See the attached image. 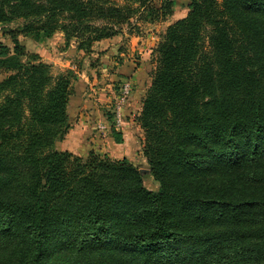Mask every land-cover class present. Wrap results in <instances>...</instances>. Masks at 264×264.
I'll list each match as a JSON object with an SVG mask.
<instances>
[{
    "label": "trees",
    "instance_id": "16d2710c",
    "mask_svg": "<svg viewBox=\"0 0 264 264\" xmlns=\"http://www.w3.org/2000/svg\"><path fill=\"white\" fill-rule=\"evenodd\" d=\"M133 1L0 0L18 23L0 44V264H264V0H190L166 28L137 118L147 169L55 148L75 76L17 34L89 51L158 12Z\"/></svg>",
    "mask_w": 264,
    "mask_h": 264
},
{
    "label": "rangeland",
    "instance_id": "374dc122",
    "mask_svg": "<svg viewBox=\"0 0 264 264\" xmlns=\"http://www.w3.org/2000/svg\"><path fill=\"white\" fill-rule=\"evenodd\" d=\"M108 1L111 5L120 7L124 5L136 7L137 5L133 0ZM167 1L169 0H148V5L152 7V10H157V13L154 11L149 14L142 12L141 16L135 15L128 23L115 26L118 32L114 36L92 43L89 51L78 50L75 40H71L66 44L63 34L60 32L42 41H34L17 32L16 38L24 47L26 53L37 54L41 59V56L36 51H46L45 55L51 59V62L47 64L50 65L53 75L64 73L67 70H71L74 73L72 95L76 92L82 99L81 105L74 102L71 104L70 109L74 106L77 112L75 111L74 118L71 117L69 120L70 128L72 124L78 122V118L80 119L78 114H82L89 120L86 122L87 136H83L81 142L83 144H80L83 150L78 148L77 152H67L82 158L87 157L89 153L99 157L107 156L112 160L125 158L139 169L148 168L143 155L144 133L137 121L141 109L136 111L133 121H130L129 131H131L132 139L129 145H123L126 146L125 149L119 151L111 149L110 145L112 143L109 145L107 138L108 134L109 136L111 134V128L118 132L123 130L125 124L123 110L128 104L129 96L134 87L131 73L137 67L144 65L146 84L149 85L151 83L153 72L157 66V55L155 53L157 43L166 28L176 20L185 17L188 12L190 0H172L171 13L170 15H165L161 5ZM17 27L18 23L16 22L0 24V44L12 47L10 32L17 31ZM203 43L205 49H207L205 39ZM40 44H43V46L41 47ZM141 49L144 50L141 51ZM144 51L147 52L146 56L143 57ZM113 52L116 55L111 56ZM63 59H66L71 66L62 65L60 62ZM122 66L124 67L122 68ZM1 79L2 75L0 73ZM80 81L83 83L82 85H79ZM124 84H128V92L125 94H123ZM121 97L125 99L121 104L122 123L118 125L115 124V109ZM91 111L93 113L89 115V118L88 114ZM101 126H105V128H101ZM93 128L99 131L100 135L94 136L92 133ZM126 149H129V153L125 152ZM144 186L151 191L158 188V184L147 177L144 178Z\"/></svg>",
    "mask_w": 264,
    "mask_h": 264
},
{
    "label": "crops",
    "instance_id": "0c3cea01",
    "mask_svg": "<svg viewBox=\"0 0 264 264\" xmlns=\"http://www.w3.org/2000/svg\"><path fill=\"white\" fill-rule=\"evenodd\" d=\"M147 43H148V41H147ZM40 46L42 47L43 44H40ZM143 50L144 49H141V51H143ZM43 51L44 52H40V51H36V52L41 56V59L44 62L50 63L51 59H49L47 57V55H45L46 51L45 50H43ZM146 52L147 51H144L143 57L146 56ZM114 55H116V54L113 52L111 56H114ZM60 63L64 66H68V67L71 66L70 63L66 59H63ZM123 67L124 66H122V68ZM143 67H144V65H141V66L137 67L135 70H133L134 71L133 73H131V80L134 84V87H133V91H132L131 95L129 96L128 104L123 110V116H124V123L125 124L123 126V130L121 132L119 131L121 133V136H122V142L119 144L115 143L111 134H110V136L108 134L107 143L109 145L111 143L113 144V145L112 144L110 145L111 149L118 150V151L125 149L126 146H123V145H129L130 141L132 139L131 131H129V127L131 126L130 121H133V116L136 114V111L141 109V102H142L143 95L146 92V88L150 85V84L149 85L146 84V78L144 75V68ZM147 78H148V76H147ZM82 84L83 83L80 81L79 85H82ZM81 99L82 98L80 96H78V93H76V92H74V94L71 95V97L69 98V102L67 105V113H68L69 120L71 119V117L74 118L75 111H76L74 106H72V109H70L72 102H74L75 104L78 103V105H81ZM92 113H93L92 111L89 112L88 117ZM78 117H80V119L78 118V120H77L78 122L71 125V128H69V130H68L67 134L65 135V137L63 138V140L56 143L55 148L57 150L69 151V152H77L78 148L83 150V147H81L80 144H83V143H81L83 136L84 137L87 136V134H86V132H87L86 122H88L89 119L87 117H84L82 114H78ZM82 128H83V131H82ZM92 133L94 136L100 135L99 134L100 132L96 131L95 128L92 129ZM79 145H80V147H79ZM125 152L129 153V149H126Z\"/></svg>",
    "mask_w": 264,
    "mask_h": 264
},
{
    "label": "built area",
    "instance_id": "2783aa9c",
    "mask_svg": "<svg viewBox=\"0 0 264 264\" xmlns=\"http://www.w3.org/2000/svg\"><path fill=\"white\" fill-rule=\"evenodd\" d=\"M121 91H122V89H121ZM127 92H128V84H124L123 94H125ZM124 99L125 98H122V97L120 98V101L116 105V109H115V117H116L115 124H118V125H119V123H122V121H121V104L124 102ZM114 127H116V126H114ZM101 128H105V126H101Z\"/></svg>",
    "mask_w": 264,
    "mask_h": 264
}]
</instances>
